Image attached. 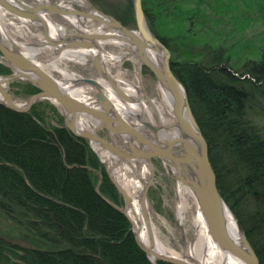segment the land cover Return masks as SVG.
Here are the masks:
<instances>
[{"label":"trees","instance_id":"1","mask_svg":"<svg viewBox=\"0 0 264 264\" xmlns=\"http://www.w3.org/2000/svg\"><path fill=\"white\" fill-rule=\"evenodd\" d=\"M88 1L128 26L124 13ZM141 2L208 144L218 191L264 264V45L241 63L234 52L244 43L235 29L263 18L264 0ZM9 73L0 64V75ZM9 88L38 92L25 82ZM121 205L88 141L65 127L54 104L17 112L0 103V264H152ZM8 228L21 243L4 238Z\"/></svg>","mask_w":264,"mask_h":264},{"label":"water","instance_id":"2","mask_svg":"<svg viewBox=\"0 0 264 264\" xmlns=\"http://www.w3.org/2000/svg\"><path fill=\"white\" fill-rule=\"evenodd\" d=\"M36 1V4H28L22 0H0V8L12 16L27 20L30 24L35 25L48 46L58 48L56 53L66 50L95 51V54L90 56L88 61L95 68L96 73L107 80L121 100L131 103L134 100L118 88L116 80L113 79L101 60L103 53V48L100 46L101 42L109 39L123 42L132 49L141 66L166 90L172 105L173 121L166 125L156 118L155 124H152L137 116L136 120L140 124H135L116 111L105 97L103 87L100 84L88 78L83 79V83L93 86L97 90L98 107L85 104L69 96L62 90L58 79L40 68L34 60L24 56L17 46L5 43L1 33L0 56L4 60L1 64L7 67L10 73L0 77V96L2 98L0 103L14 111L27 112L38 101L48 100L51 103L55 101L58 105L56 107L64 118L65 127L74 136L87 140L91 149V142H96L115 156L114 167L129 161L142 160L147 162L150 168V181L144 187L145 196H147L153 176L152 159H159L173 171L179 183L186 186L193 194L211 239L221 249L236 257L243 264H260L237 220L238 229L242 234L238 242L231 237L226 228L223 210L228 206L216 185V175L208 156V144L192 113L185 89L171 70L169 50L150 33L146 26L141 0H133V28L123 25L118 19L98 10L89 2L87 8L74 9L64 6L62 3L50 4L44 0ZM49 15L81 18L91 22L95 28H102L103 32L64 34L55 40L50 38L47 30L45 19ZM151 51L159 53V63L150 57ZM15 79H20L38 89V92L31 95L23 106L13 100L8 92L10 82ZM80 118L96 120L99 123L98 127L106 130L110 137L106 138L99 135L96 133L97 129L94 132L78 130L77 123ZM172 129L175 130L173 135L167 136L166 133ZM116 137L124 144V148L115 143L113 139ZM105 171L122 198L123 214L131 225L125 214V207L129 202L128 196L114 181L109 168ZM147 226L150 232L148 250L142 248L138 243L132 225L131 231L138 246L152 264L156 263L150 260L151 255L154 256L156 262L191 264L155 253L149 222Z\"/></svg>","mask_w":264,"mask_h":264},{"label":"bare ground","instance_id":"3","mask_svg":"<svg viewBox=\"0 0 264 264\" xmlns=\"http://www.w3.org/2000/svg\"><path fill=\"white\" fill-rule=\"evenodd\" d=\"M71 1L78 4L81 8L88 7L87 0ZM6 18H11V20L17 19L19 20V24L16 27L13 22H8L14 27V29H12L10 25H5ZM64 18L67 20L68 24L75 29L73 34H93L103 32L102 28H95L91 22L85 21L81 18ZM45 21L50 38L56 40L65 34L63 29L53 19H50L49 16H46ZM82 21H85L86 23L83 24ZM29 26L35 28V25L30 24L29 21L20 19L10 14H5V11L0 8V33L5 43L8 45L10 44L11 46H17L24 56L34 60L36 64L45 71L46 67L49 65H51L53 69L59 70L60 68H58L56 61L47 62L39 58H46L47 56L51 57L52 54H57V57H55L57 61L69 60L84 63L90 56L95 54V51L92 50H66L56 53L58 52V48L48 46L46 40L41 34H39L38 31V33L35 34L29 31ZM17 32H20L21 35L19 36ZM103 43H114V45H120L122 47L124 46V48L127 50L118 55H113L112 53H108L106 51L104 52L103 50L101 60L105 68L106 66H114V62H119L123 57L135 56L132 49L121 41L109 39L101 42V47L103 46ZM150 57L156 63H159L158 52L151 51ZM91 69L93 75H90L86 78L92 79L100 84L103 87L105 97L110 101L116 111L128 118L130 121L134 122L135 124H140L137 122L138 120H136V117L139 116L141 117V120L145 119L152 124H155L156 118L166 125L172 123L174 117L172 105L166 90L161 84L156 82L159 100L154 99L145 93L137 77H135V79L132 81H128L123 78L122 72L119 71V73H116V75L113 76V79L116 80L118 88H120L122 92L134 100L131 103H126L116 95L114 89L110 84H108L107 80L96 73V70L93 66ZM86 78L76 77L74 74L64 71L62 72V78L59 80V83L62 90L69 96L76 98L85 104L98 107L99 103L96 101L97 90L95 87L83 83V79ZM1 99L2 98L0 96V100ZM52 102V104L58 107L55 101ZM98 125L99 123L94 119L80 118L77 123V128L80 131L94 132ZM174 132L175 130L172 129V131L166 134L167 136L171 137ZM91 147L101 162H103L106 167L109 168L110 174L114 181L128 196L129 202L125 207V214L130 220L132 230L136 234L138 243L142 248L148 250L150 247V232L147 226V223L149 222L150 228L152 229L153 250L155 253H158L161 256L191 264H243L236 257L221 249L211 239L193 194L186 186L181 185L180 183H178L176 190L178 196H180L179 194L182 192H188L195 204L196 214L192 220V225L194 228L193 239L191 241L184 240L182 248L179 252H176L166 246L155 234L147 196L144 195V187L150 181V168L147 162L142 160L129 161L121 163L118 167H114V163L116 162L115 156L107 152L96 142H91ZM183 210L184 203L180 201L178 206L179 220H182ZM223 215L229 234L236 242H238L241 239L242 234L238 229L235 217L227 207L224 208ZM150 260L153 263H156V259L152 255L150 256Z\"/></svg>","mask_w":264,"mask_h":264},{"label":"rangeland","instance_id":"4","mask_svg":"<svg viewBox=\"0 0 264 264\" xmlns=\"http://www.w3.org/2000/svg\"><path fill=\"white\" fill-rule=\"evenodd\" d=\"M22 1L28 4L37 3L36 0H22ZM44 1L50 4L62 3L64 6L74 9H80V6L71 0H44ZM98 1L100 2V5L103 7V9H106L111 13H114L116 15H121V12L124 13L125 17L123 19L127 20V24H128L127 27L129 28L134 27V24L132 23V19H131L133 15V0H98ZM87 2L89 1L87 0ZM93 6L96 7L95 5ZM96 8L102 11L100 8L98 7ZM5 14L8 13L5 12ZM49 18L53 19L63 29L65 34H73L75 32V29L68 24L67 20L63 16L49 15ZM252 18H254L255 21L251 20L252 21L251 24L248 23L246 20H244L235 29L236 31L234 35L235 39L237 38L239 40L243 38L244 39L243 44H247V43L251 44L249 48H246L247 46H243L242 44V47L234 51L240 63L242 62L244 57L254 56L253 54L257 53L256 50L261 48L262 45H264V16L261 19H257L259 17L254 14ZM8 22H13L14 25H16V27L19 24V20L17 19L11 20V18L10 19L6 18L5 25L9 26L10 23ZM82 23L85 24L86 22L82 21ZM10 27L14 29L13 26L10 25ZM29 28H30L29 31L31 33L34 34L38 33L37 32L38 30L36 28L32 26H29ZM18 34L19 36L21 35L20 32ZM102 48L104 52L106 51L108 53H112L113 55L122 54L124 51H127L126 48H124V46L122 47L120 45H114V43L113 44L103 43ZM55 57H57V54H52L51 57L47 56L46 58H39V59L47 62H52V61L57 62L58 68H60L59 70L53 69L52 66L49 65L46 67V71L58 80L62 78V72L64 71L67 73H72L76 77H80V78H86L89 77L90 75L91 76L93 75L91 69L92 64L88 60L85 61L84 63L69 61V60L57 61ZM3 61L4 60L0 56V62ZM106 69L112 76L116 75V73H119V71L122 72L123 78L128 81H132L135 79V77H137L145 93L149 97L159 100L155 79L149 73L143 71L141 64L139 63V60L137 59L136 56L123 57L119 62L115 61L114 66L112 67L106 66ZM4 76L6 75H0V77H4ZM16 82H24V81L20 79H15L10 82L9 87L10 85ZM8 92L10 93L12 99L15 100L21 106H23L29 98V97L14 95L13 93H11L10 88H8ZM96 133H98L101 136L108 137L107 133L104 130L103 131L96 130ZM113 140L118 146L124 148V144L120 141V139L116 137ZM97 158L100 161V163L103 165L104 169L106 170L107 169L106 165L103 162H101L99 157ZM152 170H153V176L148 187L147 200H148L149 210H150L155 234L166 246H168L170 249L176 252L177 251L179 252L182 248L184 240L191 241L193 239L194 228L192 225V220L194 218V215L196 214L195 204L193 202L191 195L188 192H182L181 194H179L180 196H178L176 190L179 181L176 179L171 169L168 166L164 165L162 161H160L159 159H152ZM180 201L184 203L182 220L178 219V206ZM119 209L123 213L124 211L123 201ZM4 233H5L4 238H7L6 236L10 235L9 237L14 238L15 241L21 243V241L17 237V233L12 232L11 228L5 229Z\"/></svg>","mask_w":264,"mask_h":264},{"label":"flooded vegetation","instance_id":"5","mask_svg":"<svg viewBox=\"0 0 264 264\" xmlns=\"http://www.w3.org/2000/svg\"><path fill=\"white\" fill-rule=\"evenodd\" d=\"M3 62H4V61H3ZM3 62H0V64H1V63H3ZM96 129H97V130H102V131L104 130V129H102V128H99V127H97ZM104 131L106 132V130H104ZM106 133H107V132H106ZM107 135H108V137H106V138H109L110 136H109V134H108V133H107Z\"/></svg>","mask_w":264,"mask_h":264},{"label":"built area","instance_id":"6","mask_svg":"<svg viewBox=\"0 0 264 264\" xmlns=\"http://www.w3.org/2000/svg\"><path fill=\"white\" fill-rule=\"evenodd\" d=\"M63 5V4H62ZM9 14V13H8Z\"/></svg>","mask_w":264,"mask_h":264}]
</instances>
